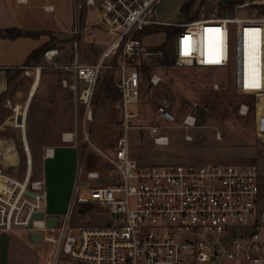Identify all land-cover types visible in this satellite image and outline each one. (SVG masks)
Instances as JSON below:
<instances>
[{"label": "built area", "instance_id": "2783aa9c", "mask_svg": "<svg viewBox=\"0 0 264 264\" xmlns=\"http://www.w3.org/2000/svg\"><path fill=\"white\" fill-rule=\"evenodd\" d=\"M162 1L73 0L69 29L71 61L62 62L57 48L43 54L48 67L65 72L67 77L61 79V85L75 96L78 130L63 133L65 142L75 143L80 138L79 126L85 131L87 123L94 120V98L104 72L114 79L118 94L115 107L120 110V133L112 152L98 148L85 131L89 146L108 163L106 182L98 184L103 175L94 170L87 172L86 179L97 184H82L79 164L66 212L57 227L46 224L49 214L45 181L33 179L26 124L17 123L23 137L26 174L20 180L6 172L3 162L0 163V231L41 232L42 240L54 245L51 264H264V209L260 208L261 173L257 165H144L131 153L133 130L147 129L154 145L166 147L170 139L164 130L168 126L157 123L164 121L189 130L196 127L195 112L201 109L194 105L179 123L163 100L156 119L142 124L144 119L136 111L140 102V67L145 63L153 69L165 59L164 50L143 46L144 33L160 25L180 28L173 39L176 64L220 69L230 75L240 94L264 96V0L233 1L239 2L237 9L256 11L249 18L225 14L183 23H165L154 18ZM87 9L94 12L90 22L89 10L81 13ZM44 10L51 12L54 7L45 6ZM95 29L106 39H90L100 44L102 50L94 63H83L81 45L86 31L91 36ZM247 31L252 36V45L258 44L256 52L248 51ZM162 81L156 72L149 78L153 86ZM213 88L218 90L219 85L216 83ZM13 111L16 120L15 108ZM247 112L248 107L242 105L240 113ZM186 139L191 136L186 135ZM48 155L50 148L45 150V156ZM27 191L35 196L27 195ZM36 212L45 213V218L33 220L32 228L28 229ZM75 212L99 214L105 221L100 225L73 227L70 219ZM48 233H57V237Z\"/></svg>", "mask_w": 264, "mask_h": 264}, {"label": "rangeland", "instance_id": "374dc122", "mask_svg": "<svg viewBox=\"0 0 264 264\" xmlns=\"http://www.w3.org/2000/svg\"><path fill=\"white\" fill-rule=\"evenodd\" d=\"M40 1L49 2L50 0ZM187 1L163 0L156 8L153 16L156 20L165 23L191 21L185 16L183 18L180 17L182 15V6ZM225 5L221 2L216 3L214 0H197L190 10V16L198 18L214 17L224 15L225 11L231 17L238 18H249L256 14V11L251 9L234 8L233 10H225ZM93 14L94 12L89 9L87 13L88 22L93 19ZM69 23L72 25V18L70 17V9L66 6H62V8L54 13L46 14L41 8H30L29 6L19 5L15 3V0H0V29L20 28L31 32L58 28L67 30ZM158 30L144 33L142 44L145 48H161L165 44L164 50L168 55V60L171 61L174 59L173 45L175 40L171 39L167 41L165 33ZM88 33L86 31L80 54L82 61L92 62L96 60L98 51L92 45L93 42H88V40L95 38L96 40L103 41L106 39V36L97 29H95V33L91 36H87ZM62 34H65V32L63 31ZM68 36L71 42L69 32ZM50 37L47 34H42L40 40L38 38L37 40L36 38L19 37L16 42L1 40V38L0 65H19L24 63L28 55L42 41L47 39L51 41L53 39V37ZM56 37L60 36L57 35ZM64 37L66 36L64 35ZM63 48L66 54L70 55L73 53L69 43H65ZM71 59L72 56L65 58L64 62H70ZM39 62H42L41 65L44 67L42 70L43 76L52 75L53 82L50 87V94L42 98L45 105L43 106L39 128L36 130V133L40 135V139L36 138V142L46 141L47 133L55 129L58 131H61V128H67L66 131L78 130V113L73 104L72 95L68 91H63L59 84V78L62 74L66 76L65 72L48 67L47 61L44 62L42 59ZM35 64L31 63L30 66H35ZM45 69L46 71H44ZM4 71V69H0V72L3 73ZM27 71L24 70L21 73L18 77L19 83H17V87H23L25 91L28 90L32 82L30 74ZM153 72L158 73L163 81L158 86H150L146 79H141L140 102L139 108L136 111L144 119L142 124L148 125L152 123V120L156 119L157 108L163 100L167 101L170 110L175 114L179 123L192 110L194 105H198L201 109H204L205 115L197 121L196 127L189 130L179 128L176 124L171 125L164 121L158 122L157 124L168 126L164 130L170 139L169 145L166 147L154 145L147 129L133 130L131 132L132 156L144 165L171 163L194 165L205 163L255 164L260 169L261 186H263L264 96L240 94L232 85L230 75L220 69L184 67L176 64L174 60L173 65H160L153 68L151 74ZM109 76L108 72H104L99 81L94 98V120L87 123L85 127L90 140L106 153L113 151L120 133V110L115 107L116 100L106 96L105 87L110 79ZM115 76L118 78V72L115 73ZM216 83L219 85L218 90H214L213 88V85ZM37 98L38 95L29 105L25 121L26 136L29 138V147L33 156L32 176L35 180L42 175L43 156L45 150L49 148L44 145L33 144L31 137L30 131L33 126V119L35 121L34 112L38 105ZM242 105L248 107L246 115L240 113ZM3 111L2 96L0 99V139L12 147L17 157V164L15 166H5L3 162V169L22 180L26 174V160L21 141V130L18 128L15 119L11 120V123H8L3 128ZM6 113L14 115V111L11 108L6 109ZM79 131L80 146L76 149V152L79 151L80 154L79 161L77 159V162L82 167L81 183L96 185L95 181L86 179V174L89 171L98 170L103 175L98 184H104L106 182L104 174L108 172V163L94 147L89 146L85 140V131L82 125L79 126ZM186 135L191 136V139L187 140ZM71 144L69 145L73 146ZM78 163H76V171L72 184L75 180ZM45 171L47 172V167ZM68 173L67 167L64 166L62 178L64 175L67 176ZM83 192L88 195L87 191L84 190ZM58 197L56 201L60 203ZM260 208L264 209L263 196ZM62 219L63 214L59 216V224ZM104 221L105 217L99 214L80 215L78 212H75L71 216L70 224L73 227L93 226L103 224ZM12 234H15L17 237H25L28 235V232L14 231ZM48 236L57 237V233H48ZM29 247L27 248L26 244L23 247L18 246L14 264H51L54 245L42 240L40 243L29 242Z\"/></svg>", "mask_w": 264, "mask_h": 264}, {"label": "crops", "instance_id": "0c3cea01", "mask_svg": "<svg viewBox=\"0 0 264 264\" xmlns=\"http://www.w3.org/2000/svg\"><path fill=\"white\" fill-rule=\"evenodd\" d=\"M77 1L82 2L84 0H77ZM96 1L101 2L103 0H96ZM214 1L216 2V0ZM15 3L23 6H29L30 8H41L43 12L46 14L54 13L58 11L60 8H62V6H66L70 9V17L72 18L73 0H50L49 2H42L40 0H27L26 3H18L17 0H15ZM45 6H52L54 7V10L51 12H47L44 10ZM88 10L89 9L83 10L81 11V13L84 15V13H86V11ZM70 26L71 24L69 23V25L67 26V30H63L62 28L53 29V30H42L41 31L42 33H46L47 35L53 37V39H51V41L50 39L42 41L41 44L36 49L49 43L51 46L46 48L45 51L48 49L57 48L60 52L59 58L61 61L64 62L65 58L68 57L70 58V56H72V53L70 55L66 54L63 48V45L65 43H69L70 48L73 52L70 38L68 36ZM63 31L65 32V34H62ZM57 35L60 37L55 38V36ZM64 35L66 37H64ZM40 38L41 36L38 39L40 40ZM18 39L19 38L16 39L2 38L1 40L16 42ZM88 42H90V40H88ZM92 45H94L95 48H97L98 51L96 57L97 60L98 56L101 53L102 47L100 44L97 43H93ZM27 58L24 63L19 65L18 64L17 65L10 64L6 66L0 65V69L5 70L3 73L0 72V99L3 96V108H4L3 128L4 126H7L8 123H11V120L15 119V113L14 115H9L8 113H6V109L15 108L17 114L16 123H22L23 121L25 122L28 107L38 95L37 98L38 105L34 112L35 121L33 119V126L30 132H31L33 144H37V145L40 144L49 147L50 155L45 156L44 153L42 160V172H41L42 175L39 176V178L37 179L45 181V190L47 192V213L49 215H54L59 217L60 215L66 212V207L69 200L68 197L70 196L71 187H72V180L76 171V165H77L76 163H78L77 159L79 161L80 158L79 151L76 152V149L79 148L80 146L79 144L80 138H78L76 142L73 143V146H70L69 144L71 143L67 144V142L63 140L62 136L63 133L72 132V131H66L67 128L66 129L61 128V131L55 129L47 133L46 141H39V142L35 141L36 138L40 139L39 138L40 135L36 133V130L39 128L38 126L41 121L43 106L45 105L44 100H42V98H45V96H48V94H50L51 92L50 87L52 86L53 80H52V75H47L46 77L43 76L44 73L42 71L43 70L42 67L43 65H41L42 62H37L35 66L32 67L25 66ZM41 59L42 61L44 60V62L46 61L43 54L39 61H41ZM96 60L92 62L86 60L85 61L81 60V61L83 63L90 64V63H94ZM24 70H28L27 72L28 74H30L29 76L31 77L32 80L28 90L26 91L24 90L23 87L21 88L17 87V83H19L18 77L21 75V73L24 72ZM44 71H46V69ZM64 77H67V75L65 76L64 74H62L61 77L59 78V84L61 86V89L63 91H68L72 95L73 104L75 108H77L74 94L71 91L63 88L61 85V79ZM26 139L29 144L28 136H26ZM21 141L23 143L22 136H21ZM65 145H69V146H65ZM1 162H4L5 166H13L17 163V157L14 154L12 147L8 145L5 141L0 139V163ZM64 166L67 167L69 173L67 174V176L64 175L62 178V169ZM46 167H47V172L45 171ZM57 197L58 199H60V203L59 201L58 202L56 201ZM16 231H24V230H16ZM12 232L14 231H0V264H11V263L14 264L15 257L17 256L18 246L23 247V245L26 244L27 248H30L29 242H33L30 239L29 232L28 235L25 237H17L15 236V234H12ZM33 243H40V242H33Z\"/></svg>", "mask_w": 264, "mask_h": 264}, {"label": "trees", "instance_id": "16d2710c", "mask_svg": "<svg viewBox=\"0 0 264 264\" xmlns=\"http://www.w3.org/2000/svg\"><path fill=\"white\" fill-rule=\"evenodd\" d=\"M197 0H188L181 9V13L186 17L189 18L188 20H194L197 17H191L190 16V10L191 8L195 5ZM220 4V3H219ZM238 3L236 2H229L226 3L225 5V10H233L235 8V6ZM228 14V12H224V15ZM156 29H159L158 31H163L166 35V40L169 41L171 39H174V36L176 34H178L180 32V28H176V27H167V26H157L154 27L151 31H155ZM42 34H46V33H42V32H31V31H24L22 29L19 28H9V29H0V38H4V39H16L19 37H30V38H39ZM49 46H51L49 43L43 45L42 47L35 49L34 51H32L30 53V55L27 58V61L25 63V66H30L31 63H37L39 62L43 52L45 51L46 48H48ZM166 47V45L164 44L160 49L164 50ZM165 51V50H164ZM174 64V59H172L171 61L168 60V55L165 51V59L163 61V63L161 65H173ZM151 72H152V68L148 65H146L145 63H143L140 67V74H141V79H146L149 82V78L151 76ZM150 84V82H149ZM150 86H153L152 84H150ZM105 90L107 92V97L108 98H112L114 100H118V94L115 90V82L114 79H109L108 83L106 84ZM204 117V116H203ZM199 119H197L198 121ZM262 188V196L264 198V184L263 186H261Z\"/></svg>", "mask_w": 264, "mask_h": 264}, {"label": "water", "instance_id": "95a60500", "mask_svg": "<svg viewBox=\"0 0 264 264\" xmlns=\"http://www.w3.org/2000/svg\"><path fill=\"white\" fill-rule=\"evenodd\" d=\"M233 1H240V0H220L221 3L226 4L229 2H233ZM181 18L184 17V15H180ZM195 115L198 119H201L204 115H205V111L203 109H197L195 112ZM27 195L34 197L35 194L27 191L26 193ZM81 212H83V209L81 210ZM45 218V213L43 212H36L33 213L31 216V219L29 221V225L27 226L28 229L32 228V221L33 220H43ZM59 222V217L58 216H54V215H48L46 217V224L49 227H57ZM29 235H30V239L33 242H41L43 239V235L41 232H36V231H29Z\"/></svg>", "mask_w": 264, "mask_h": 264}, {"label": "bare ground", "instance_id": "6f19581e", "mask_svg": "<svg viewBox=\"0 0 264 264\" xmlns=\"http://www.w3.org/2000/svg\"><path fill=\"white\" fill-rule=\"evenodd\" d=\"M247 38H248V41H249V46H248V51L250 52H256V47L258 46V44H256L257 46H253L252 45V36L249 34V31H247Z\"/></svg>", "mask_w": 264, "mask_h": 264}]
</instances>
